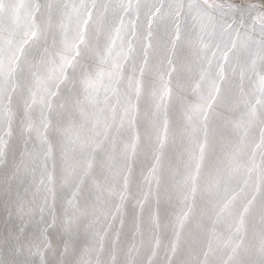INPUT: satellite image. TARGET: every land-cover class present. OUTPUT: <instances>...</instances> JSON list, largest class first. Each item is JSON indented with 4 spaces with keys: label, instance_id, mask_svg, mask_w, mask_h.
Returning <instances> with one entry per match:
<instances>
[{
    "label": "bare ground",
    "instance_id": "6f19581e",
    "mask_svg": "<svg viewBox=\"0 0 264 264\" xmlns=\"http://www.w3.org/2000/svg\"><path fill=\"white\" fill-rule=\"evenodd\" d=\"M249 13L0 0V264H264V26Z\"/></svg>",
    "mask_w": 264,
    "mask_h": 264
},
{
    "label": "rangeland",
    "instance_id": "374dc122",
    "mask_svg": "<svg viewBox=\"0 0 264 264\" xmlns=\"http://www.w3.org/2000/svg\"><path fill=\"white\" fill-rule=\"evenodd\" d=\"M220 6L232 7L236 10H247L250 15H254L260 22L261 26H264V0H209Z\"/></svg>",
    "mask_w": 264,
    "mask_h": 264
},
{
    "label": "snow or ice",
    "instance_id": "6c2138e0",
    "mask_svg": "<svg viewBox=\"0 0 264 264\" xmlns=\"http://www.w3.org/2000/svg\"><path fill=\"white\" fill-rule=\"evenodd\" d=\"M66 57H63L61 59V62L59 64L56 65L57 68H59L61 70V74L64 75L65 79H67V74L63 72V67H64V60H66ZM82 84L84 87V92L86 94V98L89 100H95V96H94V92H95V82L87 75L85 74V76L82 78ZM75 220V215L73 214V216L69 217V230L71 227V223L74 222Z\"/></svg>",
    "mask_w": 264,
    "mask_h": 264
}]
</instances>
